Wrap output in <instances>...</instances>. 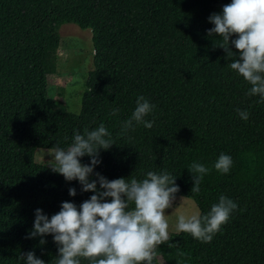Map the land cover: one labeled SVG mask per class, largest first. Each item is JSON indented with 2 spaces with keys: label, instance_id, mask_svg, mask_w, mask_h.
<instances>
[{
  "label": "trees",
  "instance_id": "obj_1",
  "mask_svg": "<svg viewBox=\"0 0 264 264\" xmlns=\"http://www.w3.org/2000/svg\"><path fill=\"white\" fill-rule=\"evenodd\" d=\"M230 2L0 0V264H24L19 257L29 251L55 264L51 235L43 245L26 238L35 210L50 218L63 202L79 208L93 193L35 163L33 154L66 148L74 132L100 124L114 145L101 151L94 173L111 181L166 171L176 179V197L190 199L202 215L221 195L238 205L211 243L170 233L153 264H264V101L247 96L250 85L230 69L238 56L207 35L209 16ZM63 24L89 30L93 50L75 114L51 110L46 98ZM140 96L155 105L146 117L154 125L121 135ZM221 154L232 158L228 174L213 167ZM193 162L211 169L199 193L191 192Z\"/></svg>",
  "mask_w": 264,
  "mask_h": 264
},
{
  "label": "clouds",
  "instance_id": "obj_2",
  "mask_svg": "<svg viewBox=\"0 0 264 264\" xmlns=\"http://www.w3.org/2000/svg\"><path fill=\"white\" fill-rule=\"evenodd\" d=\"M214 25L209 37L221 38L219 48L227 56H238L230 69L250 85L247 96H258L264 101V0H231L220 13L209 16ZM235 39H230L231 37ZM235 49L233 51L232 49ZM259 102V101H258ZM155 109L144 96L136 100L129 119L122 122L121 135L134 130L136 125L151 129L154 120H146ZM241 120H248L249 113L236 109ZM119 109H114L115 116ZM114 143L104 124L83 133L76 131L65 148L56 145L47 151L52 160V172L66 182L77 181L82 192L93 195L79 205L63 202L60 211L50 218L41 209L34 213L33 227L27 239H40L49 235L57 246L55 264H153L159 246L170 239L166 210L173 207L179 187L168 172L148 171L143 179L118 178L109 181L94 169L101 163V151L109 150ZM89 158L88 164L81 159ZM233 165L229 155L221 154L214 162V169L228 174ZM189 171L192 177L191 192L199 193L203 177L211 169L193 162ZM93 176L95 178L93 179ZM99 185V187H97ZM75 188L68 195L76 196ZM238 205L221 195L207 214L197 208L192 214H181L175 224L176 233H187L201 243H211L214 236L227 224ZM24 264H45L29 251L21 254Z\"/></svg>",
  "mask_w": 264,
  "mask_h": 264
},
{
  "label": "rangeland",
  "instance_id": "obj_3",
  "mask_svg": "<svg viewBox=\"0 0 264 264\" xmlns=\"http://www.w3.org/2000/svg\"><path fill=\"white\" fill-rule=\"evenodd\" d=\"M58 47L55 52L54 72L47 77L46 98L51 110L77 113L87 73L92 69V46L89 30H80L73 24H63L58 30ZM37 164L49 167L52 157L44 149L33 154ZM50 168V167H49ZM196 210L188 198L176 197L173 207L166 210L169 234L176 233L175 224L181 214H192ZM159 264H162L159 261Z\"/></svg>",
  "mask_w": 264,
  "mask_h": 264
}]
</instances>
